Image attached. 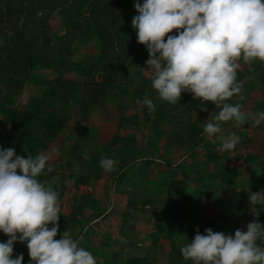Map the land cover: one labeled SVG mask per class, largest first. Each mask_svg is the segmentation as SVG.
Returning <instances> with one entry per match:
<instances>
[{
	"label": "trees",
	"instance_id": "1",
	"mask_svg": "<svg viewBox=\"0 0 264 264\" xmlns=\"http://www.w3.org/2000/svg\"><path fill=\"white\" fill-rule=\"evenodd\" d=\"M239 18L231 0H0V225L10 220L19 238L10 253L0 233V264H60L75 245L79 250L71 264H98L100 250L113 255L105 264H220L222 258L264 264V238L242 231L247 213L240 203L228 201L225 212L203 226L195 222L194 209H201L207 195L203 183L224 171L208 169L210 162L220 167V158L204 141L210 123L204 90L196 99L175 96L190 83L211 91L227 85L222 75L210 72L212 54L251 39L257 50L249 53L260 63L232 75L230 89L254 78L248 86L262 88L254 104L264 118V22L260 14L249 25ZM56 21L61 32L53 30ZM145 69L157 78L148 79ZM210 101H216L214 95ZM108 103L119 111L116 133L87 159L85 153L64 152L70 170L74 160L85 170L62 175L49 191L56 168L44 166L42 156L50 144L66 131L74 109L81 127ZM227 104L222 108L229 109ZM237 111L231 107L228 116ZM204 143L208 152L201 160L196 149ZM174 149L188 153L193 165L173 164ZM108 171L118 186L127 177L134 182L129 195L117 193L107 213L117 222V235L101 224L106 215L93 195L73 199L70 213L59 212L71 180L76 187H92ZM260 184L264 188V173ZM21 205L41 209V216L28 219ZM255 207L253 218L264 232V200ZM135 211L154 222L149 235L155 257L134 255L139 248L134 242L126 244L127 253L120 241H132L135 228L128 219L136 220ZM162 239L171 242L169 252Z\"/></svg>",
	"mask_w": 264,
	"mask_h": 264
},
{
	"label": "rangeland",
	"instance_id": "2",
	"mask_svg": "<svg viewBox=\"0 0 264 264\" xmlns=\"http://www.w3.org/2000/svg\"><path fill=\"white\" fill-rule=\"evenodd\" d=\"M142 2L148 0H141ZM232 9L240 13L239 20L244 25L254 23L256 15L260 14L262 22H264V0H231ZM239 7V9H237ZM142 15L141 11L139 12ZM53 30L61 32L62 28L59 22H55ZM200 34V30L197 32ZM95 45L90 49L95 51ZM85 49V48H84ZM213 49V48H211ZM251 50H257V45L251 39H246L240 42L234 47V49L224 48L222 51L212 54V59L209 61L210 72L216 76L222 75L227 81V85L219 88L215 91H211L208 87L199 83H190L185 87H181L176 91L175 96L180 99H196L199 89H203L205 96L203 99L208 101L205 108V116L209 118V126H206L203 130L204 141L206 144L210 143L214 147L212 150L220 158V167L216 168L214 162H210L208 169L213 172L224 171L223 175L214 178L213 181L206 180L203 183L204 191H207V195L203 197L201 209H194V220L197 225H205L206 222L214 216L225 212L227 209L228 201L234 206L239 203L242 205L243 210L247 213V219L242 223L241 229L244 232L250 233L254 239H263L264 232H261L257 228V222L254 220L253 215L255 213V203L260 199H263L264 188L260 184V178L264 173V118L260 117V114L255 109L254 99L262 92V88L259 84H255L253 87L248 86L254 78L242 81L236 88L230 89L233 81L232 75L236 76L237 72H241L246 69V66L259 65V61L255 59ZM87 51V50H86ZM211 52H214L211 50ZM227 60L229 63L222 64L221 61ZM180 66V64L178 63ZM144 75L148 79H155L157 76L151 72V70L145 69ZM70 79H76L74 75H68ZM139 79V76L136 78ZM201 81V80H200ZM135 85L129 87L128 100L133 93ZM248 93V95H247ZM211 95H214L216 101H210ZM247 95V96H245ZM147 98V97H146ZM148 99V98H147ZM145 99V100H147ZM149 102H147L148 104ZM225 103L228 106L239 109L235 112V116L229 117L228 113L231 109L222 108ZM187 120L185 113L181 114ZM179 113L175 115L177 119H180ZM119 111L116 105L108 103L103 107H99L93 110L90 115L89 121L82 123L81 127L78 126V121L81 119L80 112L74 109L72 121L70 122L66 131L58 137L56 141L50 144L48 150L42 156V163L46 167L56 168L55 177L51 180L48 190L51 191L54 185L60 180L61 176L65 174L69 175L71 172L81 173L84 172L80 160H74L72 162L71 170L66 166L64 152L76 151L84 154L85 159L88 158L89 153L92 152L99 144L106 143L116 133ZM180 121H178L179 123ZM203 126V125H202ZM89 131V133H87ZM127 134L128 131L123 132ZM142 132H138V138L142 139ZM205 146L196 149L197 157L204 160L207 154L206 144ZM4 144L0 143V152L3 149ZM170 154L173 164L182 165L187 163L188 167H191V157L188 153H180L175 149ZM184 153V154H183ZM87 155V156H86ZM248 157H253L254 161L247 162ZM110 164V165H109ZM108 164V169L111 168V163ZM235 169L236 171L226 170ZM110 171V170H109ZM106 172L103 179L98 182H93L92 187L80 186L76 187L74 180L70 181L68 195L62 202V207L59 212L68 214L73 208V199L81 200L82 196L93 195L101 203L102 217L106 215L101 224L107 231L117 235L114 221L108 217V212L113 207V203L117 193L122 195H129L134 187L133 180L126 178L125 184L118 186L111 180L110 173ZM135 181V180H134ZM192 188L191 193L197 191V185L195 183L189 184ZM189 188V189H190ZM1 196V195H0ZM149 198L146 196L144 201ZM142 201V199H140ZM169 203V202H168ZM167 203V204H168ZM166 204V203H164ZM164 204L161 209L164 208ZM20 209L27 214L28 219H34L41 216V209L29 208L25 205H21ZM137 214L138 212L135 211ZM91 214V211L89 212ZM89 217V215H87ZM120 218V217H118ZM150 216L146 214H137L136 220L128 219L129 224H134L135 233H133L132 241L128 239H122L125 247L128 242H134L139 248L134 249V255H150L151 257L157 256V251L152 248L150 243L149 233L154 231V222ZM18 229H15L17 231ZM0 233L7 237V250L10 253H15L16 243L19 240L18 234L14 233L12 222L10 220L5 221L0 225ZM164 243L166 251H170V241L161 240ZM182 242V240H178ZM129 247L127 246L125 252L128 253ZM79 250V246L75 245L73 250L66 254L62 263L71 264L75 259L74 252ZM102 257H99L98 264H105L108 261H112L113 255L110 252L99 251ZM220 264H246L236 262L230 258H222Z\"/></svg>",
	"mask_w": 264,
	"mask_h": 264
},
{
	"label": "clouds",
	"instance_id": "3",
	"mask_svg": "<svg viewBox=\"0 0 264 264\" xmlns=\"http://www.w3.org/2000/svg\"><path fill=\"white\" fill-rule=\"evenodd\" d=\"M237 9H239V7H237ZM150 236V235H149ZM151 238V237H150ZM162 240H164V239H162ZM151 241V240H150ZM161 243H162V241H161ZM150 245H151V242L149 243ZM152 246V245H151ZM152 248H153V246H152ZM166 250V249H165Z\"/></svg>",
	"mask_w": 264,
	"mask_h": 264
},
{
	"label": "crops",
	"instance_id": "4",
	"mask_svg": "<svg viewBox=\"0 0 264 264\" xmlns=\"http://www.w3.org/2000/svg\"><path fill=\"white\" fill-rule=\"evenodd\" d=\"M164 244V243H163Z\"/></svg>",
	"mask_w": 264,
	"mask_h": 264
}]
</instances>
